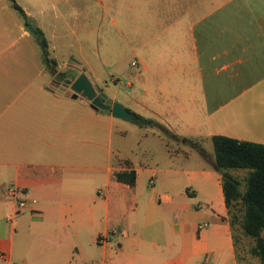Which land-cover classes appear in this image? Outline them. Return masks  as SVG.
Returning <instances> with one entry per match:
<instances>
[{
  "label": "crops",
  "instance_id": "obj_1",
  "mask_svg": "<svg viewBox=\"0 0 264 264\" xmlns=\"http://www.w3.org/2000/svg\"><path fill=\"white\" fill-rule=\"evenodd\" d=\"M51 5L71 32L135 35L136 72L127 82L134 88L122 104L179 141L169 148L157 128L143 130L141 160L110 150L100 158L88 145L99 144L98 124L109 131L112 115L68 85L56 90L51 71L64 61L49 55L54 65L43 81L41 52L37 59L0 58V264H237L213 155L197 166L175 159L186 151L184 137L199 141L189 143L199 153L212 134L264 143V0ZM35 25L48 45L42 20ZM18 28L33 34L23 20ZM16 60L22 68L10 74L5 65ZM154 152L163 163L150 161ZM122 159L135 171L131 186L112 175ZM9 182L26 202L16 214ZM112 228L107 243L96 241Z\"/></svg>",
  "mask_w": 264,
  "mask_h": 264
},
{
  "label": "rangeland",
  "instance_id": "obj_2",
  "mask_svg": "<svg viewBox=\"0 0 264 264\" xmlns=\"http://www.w3.org/2000/svg\"><path fill=\"white\" fill-rule=\"evenodd\" d=\"M15 1L21 7H24L30 15L27 16L30 22L28 24L35 25L38 19L42 20L50 40L47 45V55L53 56L58 63L64 61V64L56 66L57 70L51 71L55 79L61 81L58 74H66L68 75L66 77H71L79 68V71L83 72L93 87H98L107 97L113 96L116 98L114 100L120 103L127 102L126 99L132 94L134 88V84L130 86L127 82L132 81L131 76L136 72L135 66L131 65V61L134 60L132 49L137 42L136 38H133L134 34L74 33L69 30L61 17L54 18L53 13L55 10L52 8L51 0ZM57 6L65 11L64 2L59 1ZM21 19V15L12 7L10 0H0V58L12 60L31 57L37 59L40 56V47L37 45L34 35L24 36L20 34L18 22H22L23 19ZM23 25H25L24 22ZM52 45L53 48L50 47ZM74 62L77 63V66L73 64ZM51 65L54 64H45L44 73L40 75L41 80L45 81L49 77L50 71L48 68L52 67ZM5 67L9 69L10 74L18 73L17 70L20 71L22 68L17 64V60L13 65L6 63ZM27 73L26 75H29V72ZM22 77V73H20V82H22ZM39 77H34L33 81L39 80ZM3 79L5 80L6 77H3ZM63 83L65 82L57 83L56 90L58 92L66 89V85L64 86ZM205 83L208 85L207 81ZM217 85L219 88L222 87L220 94H223L224 81H217ZM3 101L5 102V98L0 97V104ZM112 120L109 131L106 122L103 123V129L101 128L102 123L98 124V126L100 125V131L96 132V139L99 144L88 145V148L99 154L100 158L107 150H110V152L116 151L119 156L131 157L135 155L138 160L144 158L138 150L137 143H141L146 139L142 133L143 130H155L156 128L138 126L131 119L123 117L112 116ZM162 139L165 146L169 148H173L179 141V137L169 134H166ZM194 141L199 145L197 139H194ZM185 142H187L185 145L186 151L183 155H179V158L175 159L176 161H181L182 158V162L184 161L187 166L204 165L209 162L207 156L213 155L210 140L201 144L203 151L200 153L191 148L188 141ZM194 153L197 154L196 158L191 157ZM149 159L150 161L163 163L161 153L158 152H154ZM232 172L238 177L243 174L242 169L232 170ZM144 185L148 189L151 188L149 184L144 183ZM239 264H259V262L255 256L246 251L244 252V260L240 261Z\"/></svg>",
  "mask_w": 264,
  "mask_h": 264
},
{
  "label": "trees",
  "instance_id": "obj_3",
  "mask_svg": "<svg viewBox=\"0 0 264 264\" xmlns=\"http://www.w3.org/2000/svg\"><path fill=\"white\" fill-rule=\"evenodd\" d=\"M10 1L12 7L21 15L24 24L30 23L23 8L15 0ZM31 27L43 62L48 64L52 59L47 55V43L43 33L36 25L31 24ZM58 76L63 80L68 75ZM92 107L100 110L98 107ZM127 110L134 115L132 121L138 126L155 127L162 138L166 134L179 137L158 120L129 108ZM209 139L213 150V167L220 174L226 220L236 262L239 264L243 261L244 252L247 251L258 259L259 264H264V143L224 134H212ZM184 141L192 145L197 144L189 137H184ZM116 163H120L123 168L113 170V177L129 186L133 185L135 171L130 167L129 161L122 159ZM236 169L243 170L240 177L232 172Z\"/></svg>",
  "mask_w": 264,
  "mask_h": 264
},
{
  "label": "water",
  "instance_id": "obj_4",
  "mask_svg": "<svg viewBox=\"0 0 264 264\" xmlns=\"http://www.w3.org/2000/svg\"><path fill=\"white\" fill-rule=\"evenodd\" d=\"M27 28L30 31L33 30L30 24H27ZM62 81L68 84L73 94L79 93L89 100L91 106L109 110L110 114L115 117L134 119V115L122 103L111 100L102 91L95 93L93 85L87 80L83 72L79 71L72 79L65 77Z\"/></svg>",
  "mask_w": 264,
  "mask_h": 264
},
{
  "label": "built area",
  "instance_id": "obj_5",
  "mask_svg": "<svg viewBox=\"0 0 264 264\" xmlns=\"http://www.w3.org/2000/svg\"><path fill=\"white\" fill-rule=\"evenodd\" d=\"M132 64H134V62H131ZM5 189L7 191V193L12 196L15 200V210L14 213H18L21 210H23L26 207V202L25 199L22 197V191L20 188H17L16 185H14L13 183L9 182L5 185ZM116 231L115 228L110 229L109 231L103 232V233H99L96 237V241L98 243H102L105 244L109 241V235L111 232ZM91 264H96V263H91Z\"/></svg>",
  "mask_w": 264,
  "mask_h": 264
},
{
  "label": "flooded vegetation",
  "instance_id": "obj_6",
  "mask_svg": "<svg viewBox=\"0 0 264 264\" xmlns=\"http://www.w3.org/2000/svg\"><path fill=\"white\" fill-rule=\"evenodd\" d=\"M78 72H79V70H76V71L71 75V77H69V78L72 79V78H73ZM52 81L55 82V83H62V82H63L62 80H61V81H62V82H61V81L55 79L54 77H53ZM93 88H94L95 93L101 91L98 87H93Z\"/></svg>",
  "mask_w": 264,
  "mask_h": 264
}]
</instances>
